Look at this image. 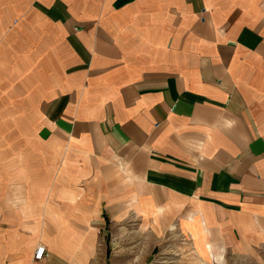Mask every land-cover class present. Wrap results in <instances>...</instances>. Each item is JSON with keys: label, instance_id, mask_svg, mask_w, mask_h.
<instances>
[{"label": "crops", "instance_id": "obj_1", "mask_svg": "<svg viewBox=\"0 0 264 264\" xmlns=\"http://www.w3.org/2000/svg\"><path fill=\"white\" fill-rule=\"evenodd\" d=\"M0 41L50 171L0 194V264H99L123 222L264 244V0H0Z\"/></svg>", "mask_w": 264, "mask_h": 264}, {"label": "rangeland", "instance_id": "obj_2", "mask_svg": "<svg viewBox=\"0 0 264 264\" xmlns=\"http://www.w3.org/2000/svg\"><path fill=\"white\" fill-rule=\"evenodd\" d=\"M5 45V41H0V68L4 69L8 60ZM12 117H17V114H9L7 106L0 105V194L33 191L34 186L17 184L23 175L28 174H22L23 170L32 171L31 176L37 170L45 172V177L50 172L48 169H36V151L40 143L35 137L32 122L8 119ZM13 176L14 185L9 180ZM42 177L36 176L32 181L38 183ZM6 202L0 201L2 204ZM103 244L99 264H264V244L261 242L250 250H224L222 256H217V261L208 262L207 253L201 248L197 236L182 231L177 221L171 223L170 230L163 232L134 222L111 224Z\"/></svg>", "mask_w": 264, "mask_h": 264}, {"label": "built area", "instance_id": "obj_3", "mask_svg": "<svg viewBox=\"0 0 264 264\" xmlns=\"http://www.w3.org/2000/svg\"><path fill=\"white\" fill-rule=\"evenodd\" d=\"M46 256V247L44 245H39L34 253L35 260H42Z\"/></svg>", "mask_w": 264, "mask_h": 264}]
</instances>
